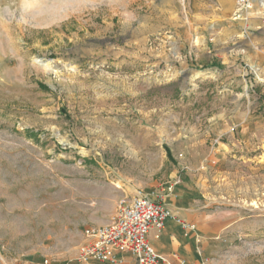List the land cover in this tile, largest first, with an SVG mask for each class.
Masks as SVG:
<instances>
[{
    "label": "rangeland",
    "instance_id": "374dc122",
    "mask_svg": "<svg viewBox=\"0 0 264 264\" xmlns=\"http://www.w3.org/2000/svg\"><path fill=\"white\" fill-rule=\"evenodd\" d=\"M252 3L0 0L3 262H73L83 231L139 190L188 199L199 220H181L212 232L210 264H264V0Z\"/></svg>",
    "mask_w": 264,
    "mask_h": 264
},
{
    "label": "built area",
    "instance_id": "2783aa9c",
    "mask_svg": "<svg viewBox=\"0 0 264 264\" xmlns=\"http://www.w3.org/2000/svg\"><path fill=\"white\" fill-rule=\"evenodd\" d=\"M248 2L239 0L238 4L248 6ZM166 188L171 192L172 185ZM171 217L182 229L194 230L193 224L173 215L163 202L152 200L139 190L123 195L116 203L114 214L104 225L90 226L83 231V242L76 257L73 262L65 264H128L125 256H129L133 264H184L177 255L157 254L148 241L149 233L161 231ZM29 264L52 263L44 259Z\"/></svg>",
    "mask_w": 264,
    "mask_h": 264
},
{
    "label": "crops",
    "instance_id": "0c3cea01",
    "mask_svg": "<svg viewBox=\"0 0 264 264\" xmlns=\"http://www.w3.org/2000/svg\"><path fill=\"white\" fill-rule=\"evenodd\" d=\"M187 201L188 199L180 201L179 205L163 203L166 206L168 205L167 207L171 213L179 218L186 221L190 219L191 222L199 220L193 212H190ZM198 228L186 231L177 224L174 217H171L166 220L161 231L152 230L149 233L148 241L159 255L167 257L177 255L184 264H210L214 239L209 238L207 235H211L212 232L205 225H200ZM200 233L202 238H200ZM125 257L128 264H133V260L129 256ZM0 264L17 263L3 262V259H0Z\"/></svg>",
    "mask_w": 264,
    "mask_h": 264
},
{
    "label": "bare ground",
    "instance_id": "6f19581e",
    "mask_svg": "<svg viewBox=\"0 0 264 264\" xmlns=\"http://www.w3.org/2000/svg\"><path fill=\"white\" fill-rule=\"evenodd\" d=\"M239 0H237V2H238ZM263 0H261V2H262ZM254 5H253V3H252V0H249V2H248V6L246 7V9H245V12H243V13H241V15H245L246 13H248L250 10H251V8L253 7ZM261 7H263L264 8V5H262L261 4ZM173 192V191H172ZM195 230V229H194Z\"/></svg>",
    "mask_w": 264,
    "mask_h": 264
}]
</instances>
